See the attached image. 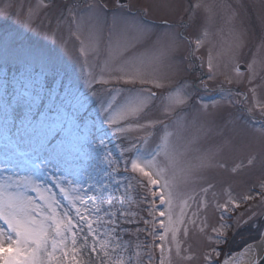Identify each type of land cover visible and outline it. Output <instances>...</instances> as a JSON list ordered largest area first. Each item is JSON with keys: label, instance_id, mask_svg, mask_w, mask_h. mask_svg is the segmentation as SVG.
I'll use <instances>...</instances> for the list:
<instances>
[{"label": "snow or ice", "instance_id": "obj_1", "mask_svg": "<svg viewBox=\"0 0 264 264\" xmlns=\"http://www.w3.org/2000/svg\"><path fill=\"white\" fill-rule=\"evenodd\" d=\"M41 4L47 9L55 4V0H52L51 5L41 0ZM125 6L121 0H116L112 26L120 27L126 35L131 34L137 41L149 35V26L134 17L120 14ZM10 7L5 5L0 8V15H6ZM195 7L211 11L208 5L198 3ZM107 8V4L96 2L87 5L86 18L77 19L72 14L78 26L87 25L88 46L94 47L102 32ZM32 23L30 14L26 26L31 29ZM261 23L264 24V15L261 16ZM165 29L158 35L157 43L162 46V55L174 56L180 50L182 40L167 22ZM242 35L237 33L234 44L230 46V58L233 61L237 50L243 45ZM4 43L7 51L10 41L6 38ZM80 43V56L85 57L87 63L86 42L81 40ZM202 43L200 39L195 41L196 48L188 52L187 68L183 67L182 58L176 65L178 72L195 70L197 66L193 57L200 60V68L204 67V58L195 56ZM14 46L25 72L12 85L10 98H7L10 83L7 70L4 73L6 99L2 106L4 143L0 147V264H143L141 257L145 253L133 250L131 242L124 241L122 236L133 234L124 228L125 224L133 223L144 225L143 228L137 227L135 234L137 239L141 232L146 234L143 248L148 264H152V252L155 249L159 250V264H171L172 242H178L181 232L183 235L188 234L186 225L189 222L196 225V220L187 214V209L191 207L189 201L197 203V211L192 213V217H196L199 209L207 204L206 200L198 199L197 194H187L186 190L194 189L202 178L200 169L213 162L214 154L201 157L196 166L181 167L182 153L171 143L173 133L167 131L168 126L164 125L163 136L157 137L149 129H154L157 123L163 125V121L139 122L151 110L157 96L151 88H137L136 84L151 82L154 87L162 88L158 80L150 81L138 71L128 73L125 71L127 65H120L110 70L108 78L101 74L97 79L89 72L91 79L85 80L83 89L77 87L73 92L69 87L62 98L53 99L51 89H48L49 103H45V81L48 76L44 69H50L55 74V64L40 50L22 44ZM37 65L41 71L36 70ZM217 67L210 53L207 80L215 78ZM257 67L264 71V40L247 65V72L251 74L249 83ZM232 71L236 82H239L244 76L241 66L233 63ZM111 72L124 75L112 76ZM112 79L122 80L131 87L126 90V94L121 93L119 96L113 95L117 91L115 88L103 89V92L100 89L93 90V84L103 88ZM226 80L228 84L234 82L232 78ZM200 84L207 90L205 80L201 79ZM194 86V83L188 85L189 88ZM228 91L231 95V90ZM249 91L252 98L246 111L250 115L259 111L264 116V99L257 97L255 88ZM236 95L241 100L231 103L248 104L247 95L241 92ZM90 98H95L99 109L89 125L82 119L80 110L87 111L85 105ZM165 99V110L171 112L177 106L186 104L191 99V93L176 90ZM201 111L207 115V106H202ZM132 124L143 134L129 140L127 146L121 148L120 155L114 156L105 137L109 131L113 135H122ZM177 127L182 128L183 123L178 122ZM261 135L264 136V122H261ZM154 137L159 142L155 147H150ZM228 143L225 141V145ZM248 163L252 164L253 161L249 160ZM45 173L51 186L43 179ZM132 180L137 188L143 190L140 203L145 205L143 211L147 217H141L132 210L130 193L133 185L126 182ZM53 188L58 189L68 202L67 208ZM209 188H201V192L206 194ZM259 189L255 195L233 196L229 193L228 199L216 204L221 213V223L211 227L215 236H209L211 251L204 256L206 264H213V254H220L211 245L228 242V229L231 226L222 222L225 214L236 211L242 202L254 200L257 196L264 203V181L259 183ZM255 217V212L247 220L241 215L236 219V225L240 227L241 222L247 225L254 222ZM206 227V223L201 222L200 231L204 232ZM260 227H264V224ZM147 237L159 243H148ZM140 247L136 245L137 249ZM181 251L177 247L175 255L180 256ZM246 253L248 264H264V234L255 246L247 245ZM223 264L230 262L225 260Z\"/></svg>", "mask_w": 264, "mask_h": 264}, {"label": "rangeland", "instance_id": "obj_2", "mask_svg": "<svg viewBox=\"0 0 264 264\" xmlns=\"http://www.w3.org/2000/svg\"><path fill=\"white\" fill-rule=\"evenodd\" d=\"M96 2L107 4L108 8L104 13L105 23L102 32L92 47L87 44V25L78 26L73 21L72 14L74 13L77 19L86 18L87 5ZM43 3L51 5L52 0H43ZM198 3L208 5L211 11H206L204 7L196 8ZM115 4L116 0H55L53 6L45 9L41 0H0V8L11 5L6 15H0V147L4 143L5 131L2 114V106L6 99L3 76L7 70L10 81L7 98H10L13 93L12 85L21 79L25 72L22 60L15 54V44L42 51L55 64L57 69L55 74L50 69H44L48 76L45 81V103H49L48 89H51L53 99L62 98L69 87L73 92L77 87L83 89L85 80L91 79L89 72L97 79L101 74L108 78L110 70L120 65L126 64L125 71L128 73L138 71L150 81L158 80L163 85L162 88L154 87L151 82L144 85L136 84L137 88H151L157 96L151 110L139 122L163 121V125L157 123L154 129H149V132H154L157 137L163 136L164 125L168 126L167 131L173 133L171 143L182 153L181 167L196 166L200 163L201 157L214 154L213 162L200 169L202 178L197 181L194 189L186 190L187 194H197L198 199L206 200V207H201L198 215L192 217V213L197 211V203L189 201L191 207L187 209V214L189 218L196 220V225L189 222L186 225L188 234L183 235L181 232L178 242L173 241L171 244V264H206L204 256L211 251L209 236H215V233L211 232V227L221 223V213L216 204L228 199L229 193L233 196L249 193L255 195L260 191L259 183L264 181V136L261 135V122H264V116H261L259 111L252 115L246 111L252 98L250 89L255 88L257 97L264 99V71L257 67L251 83L248 80L251 74L247 72V65L264 40V24L261 23L264 0H128V7H124L120 14L128 18L134 17L150 28V34L138 41L133 39L131 34L126 35L120 27L112 26ZM74 5L78 7L74 8ZM30 14L33 21L31 29L26 26ZM165 22L173 26V30L180 34L182 40L181 48L174 56L162 55V46L157 43L158 35L166 30ZM237 33L243 34V45L237 50L233 61L230 58V46L234 44ZM6 38L10 41L7 51L4 43ZM197 39L203 43L195 56L204 58V67L200 68V60L193 57V62L197 66L195 70L178 72L176 65L182 58L183 67L187 68L189 49L196 48ZM81 40L86 42L87 63L85 57L79 53ZM210 53L218 65L213 80H207V59ZM233 63L246 67L239 82H236L235 73L232 71ZM36 70L41 71V68L37 65ZM111 75L124 73L111 72ZM226 78H232L234 82L228 84ZM201 79L207 82V90L200 84ZM193 83L195 86L189 88L188 85ZM130 87L131 85L124 84L122 80L115 79L103 88L99 84H93V90L100 89L102 92L103 89L115 88L117 90L113 93L115 96L126 94ZM176 90L191 93V99L186 104L177 106L175 111L168 112L165 110L167 104L165 98ZM237 92L249 97L248 104L230 102L241 100V97L236 95ZM103 94L107 96L106 92ZM202 106H207V115L201 111ZM85 108L87 111L81 109L80 115L90 125L96 117L99 104L95 98H90ZM178 122L183 123L182 128L177 127ZM142 134L132 124L122 135H113L109 131L105 140L114 156H119L121 148L127 146L129 140ZM225 141L229 143L225 145ZM158 142L154 137L150 147H155ZM249 160L253 163L249 164ZM47 175L45 173L43 179L51 186V182L46 179ZM126 182L133 185V191L130 193L132 210L137 211L141 217H147V213L143 211L145 205L140 203L143 190L137 188L134 180ZM209 185L212 187L209 188ZM201 188L209 190L205 194L201 192ZM53 191L67 208L68 202L60 195L59 190L53 188ZM179 203L178 200L177 204ZM176 211H179L178 207ZM253 212L256 213L254 222L247 225L241 222V226L237 227L238 217L243 215V219L247 220ZM201 222L207 225L204 232L200 231ZM222 222L231 226L228 229V242L211 245L220 253L219 256L213 254V264H222L239 248L256 241L258 230L260 236L262 235L264 227L260 225L264 224V203H261L258 196L254 200L242 202L239 209L225 214ZM137 227L143 228L144 225L125 224L124 228L133 234H122L123 240L131 242L133 250L145 253L141 259L143 264H148L143 248L146 234L141 232L137 239L135 234ZM147 242L159 243L152 241L150 237H147ZM137 244L141 246L138 249ZM177 247L182 249L180 256L175 255ZM152 254V264H159V250H153Z\"/></svg>", "mask_w": 264, "mask_h": 264}, {"label": "bare ground", "instance_id": "obj_3", "mask_svg": "<svg viewBox=\"0 0 264 264\" xmlns=\"http://www.w3.org/2000/svg\"><path fill=\"white\" fill-rule=\"evenodd\" d=\"M123 4H125V3H123ZM261 239H262V235L259 237L258 240L254 241L250 244L255 246L256 244H258L260 242ZM247 245H249V244H247ZM247 245L244 246L241 250L232 254L230 257L226 258L225 260H229L230 264H248V255L246 253ZM223 262H222V264H223Z\"/></svg>", "mask_w": 264, "mask_h": 264}, {"label": "water", "instance_id": "obj_4", "mask_svg": "<svg viewBox=\"0 0 264 264\" xmlns=\"http://www.w3.org/2000/svg\"><path fill=\"white\" fill-rule=\"evenodd\" d=\"M122 3H126V0H121ZM242 68V71H244L246 69V67L244 65H240ZM264 234V233H263Z\"/></svg>", "mask_w": 264, "mask_h": 264}, {"label": "trees", "instance_id": "obj_5", "mask_svg": "<svg viewBox=\"0 0 264 264\" xmlns=\"http://www.w3.org/2000/svg\"><path fill=\"white\" fill-rule=\"evenodd\" d=\"M9 71H11V70H9ZM3 75V74H2ZM4 77V76H3ZM10 94V93H9ZM11 97V96H10ZM260 237V232H259V230H258V234L256 235V237H255V239H257L258 240V238ZM240 249V248H239Z\"/></svg>", "mask_w": 264, "mask_h": 264}]
</instances>
